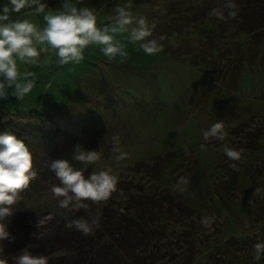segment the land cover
I'll list each match as a JSON object with an SVG mask.
<instances>
[{
	"label": "rangeland",
	"instance_id": "1",
	"mask_svg": "<svg viewBox=\"0 0 264 264\" xmlns=\"http://www.w3.org/2000/svg\"><path fill=\"white\" fill-rule=\"evenodd\" d=\"M209 1L131 0V11L134 15L146 16L157 27L177 12L189 13L196 6L206 9ZM6 2L0 0V6ZM43 2L55 11L62 0ZM73 2L78 7L94 8L98 25L103 27L112 22L115 6H123L129 0ZM14 16L43 25L42 16L31 15L30 10ZM155 32L156 28L149 38H155ZM190 36L195 38L196 34L190 33ZM116 39L126 44V59L117 57L109 61L98 47L91 46L85 50L84 60L79 65L61 66L55 55L46 54L41 55L37 65H20L22 71L34 74L36 83L23 101L12 96L11 90L7 99L0 100V132L4 121L27 122L30 131L48 140V130L59 127L61 131L79 136L82 151H99L101 160L88 166L85 178L93 171L111 167L119 179L124 178L134 185L131 194L123 193L113 198L110 204L113 220L123 225L121 221L131 215L130 223L136 224L134 219L138 218L142 224L148 223L147 216L151 213L161 216L159 225L152 227L146 246L147 253L153 251L158 261L166 264L172 261L217 264L222 261V254H226L224 260L245 262L249 257L244 251L233 254V249L240 244L231 239L234 232L227 231L226 222H234L236 227L242 225L246 229L252 228L254 221L247 212L234 217L217 192L216 184L220 188L223 184L226 188L232 189L233 186L237 195L241 194V184L250 183L264 189V65L261 63L264 46L257 43L256 36L250 39L255 50L253 53L257 52L256 60L245 65L233 89H226L207 84L203 71L190 66L187 61L174 58L170 52L149 56L139 49L138 44L128 41L127 33L118 34ZM183 47L180 49L187 48ZM34 112L45 115L30 118ZM218 121L226 124L228 135L225 141L205 142L202 130ZM258 127L260 132L252 143L253 137L247 133ZM113 135L120 137L119 146L128 154L119 163L112 151ZM202 143L206 145V151L199 150ZM224 144L243 149L241 160H229L222 151ZM185 147L189 155H185ZM169 151L172 153L168 165L165 168L161 165L159 172L151 175L138 170V164L152 163L157 155ZM67 161L75 168L84 167L74 156ZM232 163H236L238 170L230 167ZM181 176L190 181L183 194L172 189ZM56 180L40 181L29 187L21 195L18 209L9 218L8 228L25 223L37 236L46 233L49 224H55L54 211L58 203L50 188L60 183H55ZM259 195L252 199L254 206L264 203V196ZM133 198H141V201ZM178 204H185L188 208L183 210ZM48 214L53 219L38 229V219ZM205 218L212 220L210 227L203 226ZM213 241H224L225 247L234 245V248L230 247L228 252L218 251L211 246Z\"/></svg>",
	"mask_w": 264,
	"mask_h": 264
},
{
	"label": "trees",
	"instance_id": "2",
	"mask_svg": "<svg viewBox=\"0 0 264 264\" xmlns=\"http://www.w3.org/2000/svg\"><path fill=\"white\" fill-rule=\"evenodd\" d=\"M234 2L238 5L237 16L234 19L227 18V12H225V21L210 15L212 9L223 8L225 3V0H210L206 3L209 6L206 9L196 6L189 13L181 11L168 20L165 19L162 25L156 27L155 38L149 39H159L163 35L165 39L160 41L164 46L163 51L170 52L174 58L187 61L190 66L203 71L207 84L233 89L245 65L256 60L257 52L253 53L255 50L253 51L251 47L250 39L256 36L259 39L257 43L261 47L264 46L262 44L264 42V0H234ZM190 33H195L196 37H188ZM184 42L185 45H181ZM182 47L187 48L182 50L180 49ZM261 47L257 46L258 49ZM261 63L264 65V60ZM44 115V113L34 112L30 118H42ZM2 124L0 135L5 133L15 135L29 147L33 154V166L37 171V178L31 181L29 187L40 181L56 178L48 164L55 160H69L74 156L76 147L81 145L79 136L61 131L59 127L48 130L49 139H53L50 141L30 131V125L27 122L11 120L4 121ZM259 129L258 127L254 132L247 133L249 137H253L252 143L257 140ZM171 153L169 151L165 155H157L152 163L138 164V170H145L151 175L153 172H159L161 165L164 168L168 165L167 160H170ZM56 181L55 183L59 182L58 179ZM252 182L255 181L252 180ZM217 185V192L225 202L227 210L236 218L239 217V213L247 212L246 214L252 217L254 223L251 224L252 228L244 229L242 225L236 227V223L226 222L225 228L228 232H234L231 239L234 243L240 244L239 247L234 248V245L225 247L224 241H213L211 246L225 252H228L230 247L234 248L233 254L239 250L244 251L245 256L249 258L245 262L241 261V264H264V254L259 261L253 258L254 244L264 243V203L254 206L252 200L257 187H253L250 183L241 184L243 186L240 190L241 194L237 195L238 192L233 186L231 189L226 188L224 184L222 188ZM132 186L134 185L124 178L119 179L116 191L104 202V205L96 207L91 201H85L89 204L87 210L67 211L58 207L54 211L55 224L52 226L49 224L48 231L40 236L35 235L28 224L16 223L8 228L14 240L3 242V255L8 259L9 264H14V258L20 254L21 250L31 246L29 250L33 255L45 256L48 264H166L158 261V256L153 251L147 253L146 249L147 240L153 231L152 227L159 225L161 216L151 213L147 216L148 223L146 221L142 224L138 218L134 219L136 224L130 223L131 215L126 218L122 216L125 218L121 221L123 225L113 220L110 208L113 198L123 193L131 194ZM262 191L260 194L264 196ZM135 200L141 201V198ZM91 204L93 206H90ZM178 206L183 210L188 208L185 204H178ZM97 211L101 213L99 227H95L91 235L84 236L75 229L66 227L67 221L77 218L88 219ZM150 224L151 226L147 227ZM225 255L222 254V261L217 264H240L224 260ZM170 264L181 263L172 261Z\"/></svg>",
	"mask_w": 264,
	"mask_h": 264
},
{
	"label": "clouds",
	"instance_id": "3",
	"mask_svg": "<svg viewBox=\"0 0 264 264\" xmlns=\"http://www.w3.org/2000/svg\"><path fill=\"white\" fill-rule=\"evenodd\" d=\"M131 0L123 6H115V16L112 22L103 27L98 25V16L94 8L78 7L73 0H62L61 6L53 11L43 0H7L0 6V100L11 95L23 101L36 83L31 71H22L20 65H37L42 54L55 55L61 66L68 64L79 65L84 60V52L91 46L98 47L109 61L117 57L126 59L128 52L126 44L116 39L118 34L127 33V39L132 44H138L139 49L146 55L152 56L163 51L164 46L159 39H149L156 28L155 22H149L146 16L134 15L131 11ZM238 5L234 0H225L223 8H214L210 15L220 21L237 16ZM23 10H30L34 16H42L43 25L34 23L29 18H19ZM29 13H26L28 15ZM228 133L226 124L218 121L207 130H202L205 142L210 140L225 141ZM112 151L116 153L117 163L127 158L128 154L120 148V137L111 138ZM200 151H206L204 143L199 145ZM185 155H189L187 147ZM223 153L231 161H240L243 149L230 148L223 145ZM74 159L83 168H75L67 160H55L48 164L50 170L59 180V184L51 186L52 195L57 198L58 207L67 211L87 210L91 201L100 204L107 201L116 191L119 177L111 167L100 171H93L87 178L84 172L89 165L101 160L99 151H82L76 147ZM237 169L236 163L230 165ZM37 178V171L33 166V154L26 144L15 135L5 133L0 135V264H9L4 254L3 242L14 240L8 231L9 218L18 209L22 200L21 193L27 190L31 181ZM189 178L181 176L172 186L173 191L185 193L189 185ZM261 188H255L253 195H258ZM101 213L97 211L88 219L77 218L67 221L66 227L75 229L84 236L91 235L95 227H99ZM48 214L39 218L36 227L39 229L52 220ZM212 220H202L204 227H210ZM247 227V223L245 224ZM31 246L21 250L14 258V264H48L43 255H33ZM253 258L256 261L264 254V243L257 242L253 246Z\"/></svg>",
	"mask_w": 264,
	"mask_h": 264
}]
</instances>
